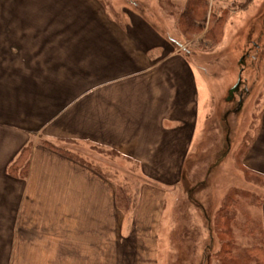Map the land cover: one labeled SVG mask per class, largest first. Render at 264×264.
<instances>
[{
    "label": "crops",
    "instance_id": "crops-1",
    "mask_svg": "<svg viewBox=\"0 0 264 264\" xmlns=\"http://www.w3.org/2000/svg\"><path fill=\"white\" fill-rule=\"evenodd\" d=\"M139 5L115 20L100 0H0V264H160L167 192L203 127L207 73L182 54L172 6ZM30 142L27 176L10 175ZM61 142L123 158L135 192L115 162ZM242 163L264 176V101Z\"/></svg>",
    "mask_w": 264,
    "mask_h": 264
},
{
    "label": "rangeland",
    "instance_id": "rangeland-1",
    "mask_svg": "<svg viewBox=\"0 0 264 264\" xmlns=\"http://www.w3.org/2000/svg\"><path fill=\"white\" fill-rule=\"evenodd\" d=\"M132 1L140 4L141 12L147 9L154 12L156 7L162 13L168 10L159 0L153 1L154 5L151 0ZM132 1L106 0L118 14L120 7L131 6ZM231 1L237 0H209V3L218 8ZM175 36L186 46L187 51L182 54L190 55L198 71L207 73V86L201 85L200 101L206 117L195 138L183 180L175 190L167 192L163 214L166 234L160 264H209L210 256L219 247L213 220L230 189L248 191L253 199L251 203L243 201L239 207L237 225L244 224L246 210L258 232L264 234L262 203L257 202V198L264 199V185L247 180L235 159L239 144L255 138L264 101V0H252L246 10L233 13L222 42L213 48H201L198 38L187 41ZM60 144L87 159H93L92 153L103 154L105 164L111 161L112 167H116L114 162L117 164L119 185L126 184L130 192H135L138 177L126 169L123 172L121 168L133 166L123 158L86 144ZM121 171L123 174H119ZM119 189L131 200L126 187L123 189L121 185ZM237 225L233 233L239 247H243L246 236ZM214 263L212 260L210 264Z\"/></svg>",
    "mask_w": 264,
    "mask_h": 264
},
{
    "label": "trees",
    "instance_id": "trees-1",
    "mask_svg": "<svg viewBox=\"0 0 264 264\" xmlns=\"http://www.w3.org/2000/svg\"><path fill=\"white\" fill-rule=\"evenodd\" d=\"M108 14L115 20H118V13L106 2L100 0ZM168 7L172 6V15L176 16V30L178 35L184 40L193 41L198 38L201 48H213L219 45L224 36V31L231 15L238 11L246 10L252 0L231 1L229 4L221 5L216 8L209 0H186L184 6L177 11V6L173 5L174 0H159ZM174 9V10H173ZM42 144L49 148L56 149L64 155L80 159L76 154L57 148L52 143L42 140ZM252 142H241L236 149L235 159L244 173L245 178L252 179L255 184L264 185V176L259 175L243 166V157L248 152ZM32 153V143L24 146L17 157L7 166V172L15 177L25 178L28 174L30 157ZM251 194L248 191L232 188L228 191L216 216L213 220L219 247L209 258V264L212 260L214 264H264V234L258 232V228L253 219L245 210V222L237 225L236 216L241 211L239 207L245 202H252ZM119 203H126L128 208L129 196L124 190L119 189ZM252 199V201H251ZM124 201V202H122ZM256 201V200H255ZM260 204L264 199H258ZM124 205V204H123ZM241 214V213H239ZM246 236V244L239 247V243L233 233L235 226ZM239 252V253H238ZM212 259V260H211Z\"/></svg>",
    "mask_w": 264,
    "mask_h": 264
}]
</instances>
